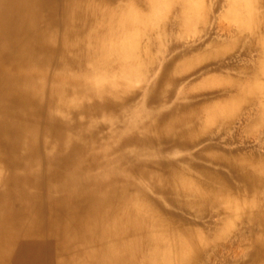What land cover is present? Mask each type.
<instances>
[{"label":"bare ground","instance_id":"obj_1","mask_svg":"<svg viewBox=\"0 0 264 264\" xmlns=\"http://www.w3.org/2000/svg\"><path fill=\"white\" fill-rule=\"evenodd\" d=\"M214 263L264 264V0H0V264Z\"/></svg>","mask_w":264,"mask_h":264},{"label":"rangeland","instance_id":"obj_2","mask_svg":"<svg viewBox=\"0 0 264 264\" xmlns=\"http://www.w3.org/2000/svg\"><path fill=\"white\" fill-rule=\"evenodd\" d=\"M240 54V53H239ZM237 52L231 54L226 60L228 63H234L237 59H241V62L245 59V57L241 54L239 55ZM249 112H247L246 110H243L241 112V150L242 151H246V153H256V151L258 150L259 144H258V140H256L258 137L254 136H247V134L245 133V119L247 118V116H249L248 114ZM259 135V140L262 137V134L259 133L257 134ZM256 140V141H255ZM226 149H232L233 144H225L224 146ZM228 242V243H227ZM228 244V245H233L234 242H232V240H226L224 242V244ZM241 256H243V254L241 253ZM242 260H247L245 258H241ZM216 264V263H214Z\"/></svg>","mask_w":264,"mask_h":264}]
</instances>
